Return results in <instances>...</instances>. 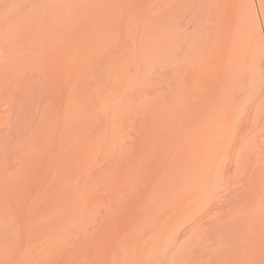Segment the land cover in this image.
<instances>
[{
	"label": "rangeland",
	"instance_id": "1",
	"mask_svg": "<svg viewBox=\"0 0 264 264\" xmlns=\"http://www.w3.org/2000/svg\"><path fill=\"white\" fill-rule=\"evenodd\" d=\"M45 1L0 0V264H227L241 216L263 243L257 43L230 105L216 89L231 0Z\"/></svg>",
	"mask_w": 264,
	"mask_h": 264
},
{
	"label": "bare ground",
	"instance_id": "2",
	"mask_svg": "<svg viewBox=\"0 0 264 264\" xmlns=\"http://www.w3.org/2000/svg\"><path fill=\"white\" fill-rule=\"evenodd\" d=\"M42 1V0H41ZM47 2L48 1H50V0H46ZM45 1V2H46ZM165 1H167V0H165ZM168 1H170V3H171V0H168ZM176 1V0H175ZM196 1V5L198 4L197 2H199V4L197 5V6H195L196 7V9H197V7H198V9H200V8H203L200 4H201V0H195ZM205 1V0H204ZM216 1V0H215ZM222 1V2H221ZM219 0V2H221V5H222V3H223V0ZM174 2V1H173ZM172 2V3H173ZM194 2V1H193ZM193 2H192V5H193ZM211 2H213V0L211 1ZM217 2H218V0H217ZM216 2V4H218ZM168 3V2H167ZM166 3V4H167ZM176 2H174L173 4H175ZM191 2H189L188 3V7H189V5H191L190 4ZM195 3V2H194ZM165 4V3H164ZM164 4H163V6H164ZM202 4H203V2H202ZM205 4V3H204ZM168 5V4H167ZM218 5H220V3L218 4ZM228 6H230V7H225V5L223 6V11H224V14H225V17H226V26H225V28H222V30L221 31H218V33L216 34V36L218 35V36H221V41H220V44L222 45V46H224V55H225V59H226V61L224 62V64H222V66L220 67V69H219V71H217V77H215V78H219L218 79V85L216 86V89H219L220 91L221 90H224V91H226V90H228L229 88V90H230V93H228V97L230 98V100H229V105L232 103V101H233V88H234V86H236V85H241L240 87H243L244 86V84H245V81L247 80V72L248 71H246V63H247V61H248V56L250 55L249 53H250V49L252 48V44H254V43H257V45H258V48L260 49V51L261 52H259V53H261V55H262V52L264 53V41H263V39H262V34H261V30L262 29H260V26L262 25V28H264V0H231V3H228L227 4ZM171 6V5H170ZM173 6V5H172ZM171 6V7H172ZM199 6H200V8H199ZM222 6H219V8H218V6L216 5V8L218 9V11H216V12H218V15L219 14H221V7ZM165 7V6H164ZM170 7V8H171ZM225 7V8H224ZM174 8V7H173ZM173 8H171L172 10H173ZM215 8V9H216ZM166 9V8H165ZM212 10H214V9H212ZM211 10V11H212ZM166 12V11H165ZM215 11H212V14H211V16H213V15H216V14H213ZM167 13H170V10H169V12L167 11ZM167 13H165V14H167ZM171 14V13H170ZM170 14H167V15H170ZM210 14V13H209ZM172 15V14H171ZM165 16V15H164ZM221 15H219L218 17H213L212 18V22H214L215 21V23L217 22L216 21V18H221L220 17ZM169 18H171V16H168L167 17V20L169 19ZM209 18V17H208ZM211 18H209V22H211V20H210ZM172 20V19H171ZM181 20V19H180ZM183 20V19H182ZM221 20V19H220ZM166 21V20H165ZM170 21V20H169ZM212 22L210 23L211 24V26L212 25H214V24H212ZM218 22H219V20H218ZM184 23V22H183ZM165 24H166V22H165ZM172 24V23H171ZM207 24H209V23H207ZM209 24V25H210ZM261 24V25H260ZM167 25H168V23H167ZM166 25V26H167ZM216 26H217V24H215ZM219 25H220V22L218 23V27H216V31L220 28L219 27ZM207 26V25H206ZM205 26V31H209L211 34H213V32H212V30H213V28H211L210 30H209V28L211 27V26H209V28L208 27H206ZM221 26V25H220ZM252 26H254V29H253V27ZM168 27H171V26H168ZM218 28V29H217ZM168 29V28H167ZM221 29V28H220ZM264 30V29H263ZM214 31V30H213ZM208 32V33H209ZM208 33H206L207 34V36L209 35V37H210V33L208 34ZM204 36H205V32H204ZM213 36H215V35H213ZM215 36V37H216ZM215 37H213V38H215ZM182 38V37H181ZM180 38V39H181ZM185 38V37H184ZM183 38V39H184ZM210 38H212V37H210ZM210 38L208 39V40H206L207 42L210 40ZM212 38V39H213ZM211 39V40H212ZM215 39H217L218 40V38H215ZM213 41V43L216 41V40H212ZM184 42L185 43H182L181 44V46H180V48H182V53L184 52V54H182V58L185 60V57L187 56V59H188V57L189 56H193L191 53H190V55L188 54V52H187V49L185 48L186 47V41L184 40ZM204 43V42H203ZM209 43L211 44V46H214V45H212V43H211V41H209ZM216 43V42H215ZM179 44H180V42H179ZM218 44V43H217ZM256 45V46H257ZM183 48H185V50L183 49ZM192 48V47H191ZM256 48V47H255ZM190 49V48H189ZM188 49V50H189ZM195 49V48H194ZM193 49V50H194ZM209 49V48H208ZM198 50V49H197ZM200 50V49H199ZM208 51H210V49L208 50ZM190 52H192V50H190ZM254 52V51H253ZM258 52V51H257ZM186 53V54H185ZM207 52H205V54H206ZM209 53V52H208ZM208 53H207V55H208ZM194 54V53H193ZM183 55H184V57H183ZM195 55V54H194ZM197 55H198V53H197ZM186 59V60H187ZM203 60V59H202ZM256 60V59H255ZM188 61H191V60H188ZM196 61V60H195ZM200 61H201V59H200ZM192 62V61H191ZM203 62V61H202ZM205 62V61H204ZM182 63H184L183 61H182ZM189 64V63H188ZM192 64V63H191ZM190 64V65H191ZM206 64V63H205ZM249 64V63H248ZM189 67V69H190V66H188ZM263 67V66H262ZM186 68V67H185ZM185 68L183 69V71L185 70ZM188 68H186V70H187ZM195 69V68H194ZM203 70V69H202ZM202 70H201V75H203L202 74ZM182 71V70H181ZM191 71H194V70H192V68L188 71V74H189V72L191 73ZM195 71H196V69H195ZM184 74H186V78H189V75L187 76V72L185 73V72H183ZM193 73H195V72H192V74ZM197 73V72H196ZM199 73V74H200ZM198 74V75H199ZM194 75V74H193ZM192 76V75H191ZM197 76V75H196ZM200 76V75H199ZM202 77V76H201ZM184 78H185V76H184ZM263 78V77H262ZM182 79V78H181ZM200 79V78H199ZM212 79H214V78H212ZM211 79V80H212ZM186 80V79H185ZM249 80V79H248ZM264 81V80H263ZM217 82V81H216ZM215 81H213V83H216ZM182 83H184V82H182ZM212 83V84H213ZM185 84V85H184ZM184 84H181V87H182V85H184V86H186V83H184ZM196 84V83H195ZM195 84H193L192 83V85H190L192 88H189V92H190V90L191 89H195V88H193L194 86L193 85H195ZM187 86H189V84L187 85ZM186 86V87H187ZM196 86L198 87L199 86V83H198V85L196 84ZM195 86V87H196ZM238 87V86H237ZM183 88V87H182ZM215 88V87H214ZM197 89V88H196ZM195 89V90H196ZM199 89V88H198ZM182 90V89H181ZM194 90V91H195ZM180 91V90H179ZM184 91V90H183ZM185 91H186V93H187V90L185 89ZM184 91V92H185ZM182 92V91H181ZM191 95L193 94V90H191ZM212 92V91H211ZM227 92V91H226ZM226 92L224 93L225 95H226ZM220 93V92H219ZM222 93H223V91H222ZM180 94V93H179ZM182 94H184L183 92H182ZM181 94V95H182ZM223 94V95H224ZM190 94H189V96H191ZM217 95H221L222 96V94L220 93V94H217ZM196 95H194V97H195ZM227 96V95H226ZM179 97H181V96H179ZM183 97H185V96H182V98ZM186 97H187V95H186ZM185 97V99H187ZM191 97H189L188 99H190ZM184 99V100H185ZM191 99H193V98H191ZM228 99V98H227ZM225 101V100H224ZM227 101V100H226ZM227 102H225V104H226ZM221 104H222V102H221ZM215 105V104H214ZM256 106L257 107V109H258V111H259V115H258V121H260V122H264V85H262V87L259 89V91L257 92V96L255 97V99L253 100V102H251L250 104H249V107L248 108H246V110L248 109V111L249 110H251V108L253 107V106ZM223 106V105H222ZM184 108V107H183ZM187 108H188V106H187ZM216 109V108H215ZM185 113V112H184ZM256 113V112H255ZM224 114V113H223ZM221 117V116H220ZM218 121V120H217ZM202 122V121H201ZM212 123V122H211ZM213 124V123H212ZM211 127V126H210ZM208 128V127H207ZM214 130H215V132H216V129L214 128ZM212 131V130H211ZM260 131V130H259ZM210 132V131H209ZM255 132H257V131H255ZM202 134V133H201ZM214 134V133H213ZM206 135V134H205ZM208 135V134H207ZM206 135V136H207ZM211 136H208V140H209V138H210ZM213 137V136H212ZM207 138V137H206ZM207 140V139H206ZM209 142H211V141H209ZM208 142V143H209ZM214 142V141H213ZM212 143V142H211ZM216 143V142H215ZM198 144V143H197ZM202 144V143H201ZM206 144H207V142H206ZM212 145V144H211ZM213 146V145H212ZM211 148V147H210ZM202 149H204V148H202ZM206 150H208V149H206ZM205 151V150H204ZM216 151V150H215ZM211 156V155H210ZM212 157V156H211ZM205 160H210V158H208V159H205ZM199 164V163H198ZM203 166V165H202ZM203 167H201V169H202ZM200 169V170H201ZM214 172V171H213ZM198 173H199V171H198ZM199 175V174H198ZM212 175V174H211ZM197 176V175H196ZM213 176H214V174H213ZM210 177V176H209ZM212 179V178H211ZM213 181V180H212ZM261 185H262V183H260ZM259 184V186H261ZM213 182H211V181H209L208 182V188H207V191H211V192H213L215 189H212L213 188ZM259 186H257L258 188H259V192L257 193H255V195H257V203H259V205L256 203V206L258 205L259 207H257V208H259V210H258V213L260 212V214H258V215H260V216H262V223L264 224V185H262L261 187H259ZM258 190V189H257ZM217 194V193H216ZM205 198V197H204ZM254 198H255V196H254ZM253 198V199H254ZM256 199H254V200H256ZM214 200V199H213ZM215 203V202H214ZM211 204V203H210ZM253 204V203H252ZM254 204H255V202H254ZM253 204V205H254ZM252 205V206H253ZM257 213V212H256ZM243 216H244V214H243ZM260 216H258V218L260 217ZM239 216H237V218H238ZM242 217V216H241ZM240 217V218H241ZM254 217H256V215L254 216ZM237 218H235V219H237ZM239 218V222H240V224H243V222H244V220H245V217H242L241 219ZM244 218V220L241 222V220ZM261 218V217H260ZM259 218V219H260ZM234 220V218H232L231 217V220ZM253 219V218H252ZM230 220V219H229ZM236 221H237V223H238V227H242V228H244L245 230H246V224L248 225V224H251V222L249 223L248 221L247 222H244V223H246V224H244V225H241V226H239V222H238V219L237 220H234L233 221V226H234V228H233V231H234V229L237 227V226H235V224H236ZM231 221H229V223H230ZM253 222V221H252ZM254 222L256 223V222H258V224H257V226L260 224L259 223V221L256 219V221H255V219H254ZM230 224V225H231ZM252 224H254V223H252ZM251 224V225H252ZM233 226H229V231H230V228L231 227H233ZM260 226V225H259ZM240 229L241 231H243L244 229ZM259 228V227H258ZM260 229V228H259ZM258 229V230H259ZM264 229V228H263ZM263 229H260L261 231L263 230ZM235 230H238V229H235ZM240 230H238V231H236V232H239ZM232 231V230H231ZM229 232L230 234H232L233 233V235H231V237H228V238H231L230 239V242H228L227 241V243L229 244V247H227L229 250L227 251V252H229L227 255H228V257H227V261H228V263L227 264H238V262L239 263H241L240 261L242 260L241 259V255H240V251L238 252V250H236V249H238V247H237V243H238V241L241 239V235L243 234L242 232V234H240V233H237V235L238 234H240V236H238V237H233L235 234V231L234 232ZM246 234H247V232H245ZM263 233H264V231H263ZM254 234V233H253ZM260 234H262V232L260 233ZM244 235V234H243ZM248 235V234H247ZM228 236H230V235H228ZM261 236V238H264V234L263 235H260ZM235 238L234 240H236L237 238H239L240 237V239L239 240H236L237 241V243L233 240V238ZM244 237V236H243ZM243 237H242V239H243ZM247 239H248V241H249V238H248V236L246 237ZM247 239H244V240H247ZM251 240V239H250ZM253 240V239H252ZM258 240H261V239H258ZM248 241H246V243L248 242ZM263 243H264V239L263 240H261ZM240 242V241H239ZM243 242V241H242ZM251 242V241H250ZM252 242H254V243H252V244H254L255 245V241H252ZM241 243V242H240ZM245 242L243 243L244 244V247H243V245H242V243L240 244L241 245V249H242V247L244 248V252L245 251H247L246 249H245V244H246ZM263 243H260L259 242V244H261L260 246H263V249H264V244ZM228 244H227V246H228ZM248 244L250 245L251 243H249L248 242ZM251 244V245H252ZM257 244V246H252V247H254V248H256V249H254V248H252L251 247V250L252 249H254V251H257V248H259L258 250H260V248L261 247H259L258 245V242L256 243ZM263 244V245H262ZM248 246V245H247ZM246 246V248L248 249L249 247H247ZM135 248V247H134ZM144 250H146V249H144V248H140V247H138V249H135V251L139 254V257H141L142 255H143V253L145 252ZM250 250V249H249ZM248 250V251H249ZM251 250H250V253H251ZM261 250H262V248H261ZM238 254H237V253ZM252 252H253V250H252ZM259 253H260V251H258ZM246 253V252H245ZM250 253H246V254H250ZM241 254H242V252H241ZM257 255V257H255L254 255ZM253 256H254V258H257V259H252L254 262L255 261H257V263H258V261H259V257L262 255H264V254H258L257 252L255 253ZM259 255V256H258ZM261 256V257H262ZM263 258H264V256L261 258L262 259V261L264 262V260H263ZM251 260V261H252ZM252 261V263L254 264V262ZM261 261V260H260ZM244 262V261H243ZM262 262V263H263ZM251 263V262H250ZM256 263V262H255ZM260 263V262H259ZM258 263V264H259ZM104 264H119V263H115V262H112V263H109V262H106V263H104ZM244 264V263H243ZM264 264V263H263Z\"/></svg>",
	"mask_w": 264,
	"mask_h": 264
}]
</instances>
